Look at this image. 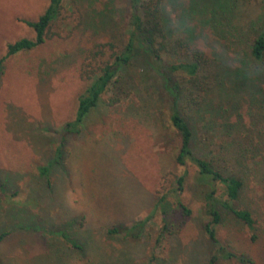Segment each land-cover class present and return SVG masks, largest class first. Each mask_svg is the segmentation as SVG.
Instances as JSON below:
<instances>
[{"label": "rangeland", "instance_id": "rangeland-1", "mask_svg": "<svg viewBox=\"0 0 264 264\" xmlns=\"http://www.w3.org/2000/svg\"><path fill=\"white\" fill-rule=\"evenodd\" d=\"M187 1L166 6L167 13L180 14ZM49 2L0 0V59L8 44L34 39L25 21H36ZM128 21L127 0H63L44 43L3 60L0 234L17 231L0 242V264H147L151 256L153 264H208L214 245L203 230L208 218L197 170L175 161L180 139L169 122L170 100L150 68L138 63L129 70L122 82L129 95L118 103H113L117 93L110 86L79 134L66 138L60 164L50 172V186L39 176L38 168L56 158L62 127L75 119L79 97L109 60L112 52L106 44L116 52L126 44ZM252 22L264 24V2L237 0L233 25L246 32ZM253 35L247 33L246 39L250 42ZM102 45L100 57L96 53ZM197 46L207 54L218 49L207 37ZM91 54H96L92 61ZM240 113L244 124L251 125L245 109ZM252 121L256 135L262 136L264 115ZM259 147L237 168L245 183L238 204L253 211L256 239L234 218H225V212L216 230L220 243L248 264H264V139ZM229 155L233 159L234 147ZM185 174L179 199L191 211L188 217L175 204L176 181ZM163 196L169 203L165 214L154 210ZM164 218L170 233L159 238ZM71 219L77 223L62 229ZM137 223L142 226L138 237L106 234L111 225ZM30 225L42 231H20ZM64 235L78 244L88 242V248L75 250ZM216 264L240 263L219 259Z\"/></svg>", "mask_w": 264, "mask_h": 264}, {"label": "trees", "instance_id": "trees-1", "mask_svg": "<svg viewBox=\"0 0 264 264\" xmlns=\"http://www.w3.org/2000/svg\"><path fill=\"white\" fill-rule=\"evenodd\" d=\"M127 1L126 44L119 52L113 51L112 44H106L112 52L109 60L79 97L75 119L62 127L56 158L38 168L39 176L50 186V172L55 164H60L66 138L79 134L86 118L99 105L101 95L110 86L117 93L113 103L129 95L122 82L130 76L129 70L140 63L161 78L170 100L169 122L180 139L176 163L181 166L190 163L197 170L196 183L202 188L203 211L208 218L203 230L214 245L208 264H216L219 259L248 264L247 258L220 243L216 230L225 212V218H234L250 230L252 240L256 239L253 211L238 204L245 183L237 168L244 165L246 155L258 153L264 139V133L259 132L262 134L259 136L254 130L257 120L256 123L252 121L253 117L264 115L260 112L264 109V24L258 26L252 22L246 32L234 26L237 0H188L187 5L181 7L180 14L174 16L167 13L166 6L177 0ZM62 3L63 0H50L36 21H25L34 30V39L24 38L8 44L5 57L0 59V67L5 58L44 43L46 32L59 15ZM249 32L254 34L250 42L246 39ZM205 37L217 44L218 49H211L208 54L200 49L197 42ZM104 47L100 46L96 53L100 57L104 56ZM96 54L90 55L91 61ZM171 58L175 61H169ZM243 109L250 115L251 125L248 127L240 113ZM232 147L235 149L233 159L229 155ZM185 178L186 174L176 181L175 204L181 214L188 217L191 211L179 199ZM168 204L163 196L157 200L154 210L159 208L165 214ZM75 223L76 219L66 220L61 228ZM141 227L139 223L111 225L106 234L135 238ZM16 231L1 233L0 242ZM20 231L37 233L42 230L30 225ZM169 233L170 225L164 218L159 238ZM64 239L78 251L89 245L88 242L78 244L67 235ZM153 260L151 256L147 264H153Z\"/></svg>", "mask_w": 264, "mask_h": 264}]
</instances>
